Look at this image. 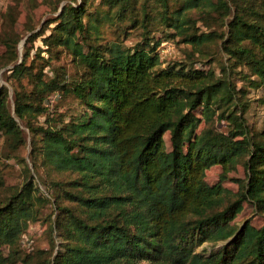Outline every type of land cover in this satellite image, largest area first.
Instances as JSON below:
<instances>
[{
    "label": "trees",
    "instance_id": "obj_1",
    "mask_svg": "<svg viewBox=\"0 0 264 264\" xmlns=\"http://www.w3.org/2000/svg\"><path fill=\"white\" fill-rule=\"evenodd\" d=\"M73 2L63 5L42 41L67 51L77 73L66 76L60 67L45 80L25 52L5 75L12 108L8 86L0 84V137L16 151L26 130L32 163L40 156L76 174L51 183L59 191L52 229L62 242L41 264H264V223H230L244 203L264 219V128L248 125L243 87L264 90V0H100L93 10L90 0ZM103 24L118 36L139 29L141 39L132 46L106 40ZM164 30V38L179 36L189 45L193 63L217 66L176 62L158 69ZM54 92L72 95L85 112L36 124L47 117ZM237 164L244 178L235 179L230 198L222 182ZM213 165L222 172L210 185L205 171ZM26 170L15 189L5 186L0 170V264L28 263L21 236L50 202ZM205 241L225 244L208 255L194 252Z\"/></svg>",
    "mask_w": 264,
    "mask_h": 264
},
{
    "label": "rangeland",
    "instance_id": "obj_2",
    "mask_svg": "<svg viewBox=\"0 0 264 264\" xmlns=\"http://www.w3.org/2000/svg\"><path fill=\"white\" fill-rule=\"evenodd\" d=\"M80 1V0H77ZM91 8H97L100 0H90ZM74 4L73 0H0V34L8 36L4 38L5 41L10 39L11 46L7 47L5 41L0 38V84H5L9 88L8 104L10 108L13 107L12 87L11 83L5 81V75L10 74V69L14 63H18L22 59V55L27 52L26 63H34L33 69L39 71L43 68L44 79L48 80L53 75L54 69H63L66 76H74L77 69L72 64V57L67 51L62 48L47 47L42 38L47 36L52 27L57 21L59 12L63 5ZM153 11H157L158 6L153 5ZM101 9H104L102 6ZM191 17H197L196 13H191ZM197 25L200 26V23ZM157 27V26H155ZM204 29V28H202ZM103 37L106 40L119 39L123 41L124 45L132 46L141 39L139 29H130L125 35L119 34L115 27L108 24L102 25ZM43 33L41 36H36L37 33ZM167 30L163 31L162 43L157 48L160 56V64L157 67L165 68L170 64L181 62L190 64L194 67L207 69L208 67H216L217 63L205 62V59L193 60L188 54L189 45L183 42H177L179 36L175 38H164ZM155 36H159V31L154 32ZM208 51V50H207ZM15 55L17 58L15 59ZM189 67V66H186ZM218 71V70H217ZM12 82V80H11ZM237 87L244 84L240 78L234 79ZM23 85L29 88L27 80H22ZM245 87L244 100L248 107L245 111V117L248 125L255 131H260L264 128V90L262 88ZM47 103V117L43 115L34 119L36 124H43L45 121L53 123L56 117L65 122L70 119L81 116L85 112L83 105L79 103L75 97L68 94H59L54 92L49 95ZM57 121V120H56ZM55 121V122H56ZM25 142L20 145L16 151H12L8 142L3 137H0V170L4 179L6 187L18 188L27 176V168L30 175L36 182L40 193L50 197V202L44 206L39 207V216L37 221L28 225L25 233L20 239V249L23 255H26L27 264H41L44 258L49 257L54 247V252L61 245L62 237L59 235V230L52 229L54 221H56V208L51 203L53 202L54 194L59 191L52 187L53 181H69L76 177L75 173L68 171H58L50 166H47L41 161L40 156L35 163L31 162L30 158V142L32 135L25 130ZM166 144H168V135H165ZM14 156V157H13ZM24 159L25 162H22ZM222 168L219 165H213L205 171V180L212 185L219 180ZM244 178V169L241 164H237L232 170L227 173V178L222 185L229 189L230 198L238 190V183L235 179ZM6 191V190H5ZM61 205L71 207L77 211L78 208L73 203L60 200ZM64 214H61V218ZM259 228L263 223V216L254 212L252 206L244 203V208L239 212L235 218L230 222L236 225L237 228L243 226L246 221ZM225 242H210L205 241L195 247L194 252L205 253L208 255L212 251H216ZM4 253L6 250L4 249ZM138 264H161L150 260H141Z\"/></svg>",
    "mask_w": 264,
    "mask_h": 264
}]
</instances>
